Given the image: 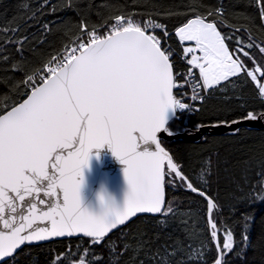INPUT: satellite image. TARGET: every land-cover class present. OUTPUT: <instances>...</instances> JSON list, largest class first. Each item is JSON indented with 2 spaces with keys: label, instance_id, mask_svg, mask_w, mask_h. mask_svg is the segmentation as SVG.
<instances>
[{
  "label": "snow or ice",
  "instance_id": "6c2138e0",
  "mask_svg": "<svg viewBox=\"0 0 264 264\" xmlns=\"http://www.w3.org/2000/svg\"><path fill=\"white\" fill-rule=\"evenodd\" d=\"M257 4L264 21V0ZM188 11L193 18L175 31L184 45L186 73L176 71L175 53L165 46L171 35L166 26L151 14L138 20V12L117 11L100 24L89 26L82 20L60 51L42 61L40 68L25 72L24 79L12 85L25 89L22 102L0 100L4 108L0 114V261L14 257L26 244L82 235L88 238L86 246L75 250L69 246L52 258V264H104L96 249L133 217L150 214L161 224L175 218L178 209L168 200L167 191L176 187H185L206 202L207 234L215 249L211 264H229L232 254L244 257L254 222L245 205L264 202V170L257 173L248 193L238 189L240 195L234 196L237 203L230 214L239 217L237 231L221 222V205L162 146L161 134L173 135L170 122L179 118L178 113L199 110L206 96L223 90V82L231 83L233 77L250 81L264 100V40L257 42L249 34L245 43L240 36L246 31L243 28L223 34L218 26L223 22L222 8L203 13L193 3ZM4 31L15 33L19 28ZM228 41H234V46L230 48ZM245 121H264V111L247 110L221 123L231 126ZM238 132L239 128L233 129ZM105 145L126 166L123 175L129 191L120 208L105 200L101 191L98 200L104 211L95 214L82 207L84 169L90 168L92 150ZM206 174L202 171L199 177L205 183ZM127 251V245L109 249L114 258ZM176 254L175 249L166 253ZM152 259L167 264L159 254Z\"/></svg>",
  "mask_w": 264,
  "mask_h": 264
},
{
  "label": "trees",
  "instance_id": "16d2710c",
  "mask_svg": "<svg viewBox=\"0 0 264 264\" xmlns=\"http://www.w3.org/2000/svg\"><path fill=\"white\" fill-rule=\"evenodd\" d=\"M43 2L0 0V57H8L6 61L0 59V100L7 97L8 102L22 101L25 89L13 88L12 85L23 80L25 72L40 68L42 61L60 51L68 43V38L78 31L82 20L89 26L100 24L102 18L117 11L138 12V20L147 19L151 14L157 23L166 26L171 35L165 46L174 51L176 71L182 73L188 66L181 58L183 46L175 31L187 19L193 18L194 13L188 11L193 3L199 5V11L203 13L223 9V22L218 25L223 34L232 35L235 28H243L246 31L240 36L245 43L249 34L257 42L264 40V21L260 19L261 9L257 0H47L41 7ZM45 25H48L47 29ZM14 28H19V31H4ZM155 31L161 32L160 29ZM6 40L14 43L6 44ZM227 43L231 48L235 42ZM17 47H21L22 52H18ZM223 83V90L217 89L206 96L199 110L179 114L178 119L171 121L172 132L230 121L247 110L264 111V100L258 97L250 81L244 77H233L231 83ZM3 111L0 104V114ZM162 144L183 170L216 198L223 211L219 217L221 222L239 231V217L232 216L230 209L237 203L234 196L240 195L238 189L248 193L256 184L257 173L264 170V127L241 126L235 134L206 133L197 141L162 140ZM205 170L206 183L199 179ZM167 197L175 202L178 209L175 218L169 217L161 224L157 217L139 215L126 226L114 230L103 246L96 249L104 257V264H115L117 259L119 264H139L141 260L144 264H157L152 259L157 254L167 264H179L182 259L185 264H211L215 249L208 239L204 198L185 187L169 189ZM245 210L254 217L249 231L250 240L244 257L232 254L228 257L229 264H264V202L245 205ZM87 243L88 238L72 237L26 244L14 257L1 264H52V258L69 246L75 250ZM123 245L128 247L123 256H110L109 249L119 250ZM169 249L176 250L175 257L166 255Z\"/></svg>",
  "mask_w": 264,
  "mask_h": 264
},
{
  "label": "water",
  "instance_id": "95a60500",
  "mask_svg": "<svg viewBox=\"0 0 264 264\" xmlns=\"http://www.w3.org/2000/svg\"><path fill=\"white\" fill-rule=\"evenodd\" d=\"M199 126H200L199 131H197V127H198L197 126L193 130H183V131L173 132L174 134L171 136L167 135L166 133H163L161 134V140L183 139V140L197 141L200 137H202L206 133L232 134L234 128H240L241 126H245L247 128L264 127V121H245L240 124L231 125V126L223 123H213V124H206ZM97 154H99V159L96 158ZM125 167H126L125 165L121 164L117 160V158L112 155L108 145H105L102 149H93L92 153L90 154V168L84 169L85 179L82 188V207L87 208L89 211L95 214H102L104 209L100 201L98 200V194L101 193V191H103L104 193L105 200L110 199L114 203L115 207L117 208L122 207L125 201L126 194L129 191L127 182L123 175V169ZM139 215H150V214H138L137 216ZM134 218L135 217H133L132 219ZM73 237H83V236L80 235ZM66 238L69 237L53 238L47 241H42L32 244H40L57 239H66ZM8 259L9 258H5L4 260L0 261V264Z\"/></svg>",
  "mask_w": 264,
  "mask_h": 264
},
{
  "label": "rangeland",
  "instance_id": "374dc122",
  "mask_svg": "<svg viewBox=\"0 0 264 264\" xmlns=\"http://www.w3.org/2000/svg\"><path fill=\"white\" fill-rule=\"evenodd\" d=\"M156 30V29H155ZM177 38V37H176ZM178 39V38H177ZM179 41V40H178ZM180 43V42H179ZM189 44H194V42H188ZM181 44V43H180ZM182 46H184V45H182ZM183 54V53H182ZM199 54V53H198ZM187 71V70H186ZM186 73V72H185ZM196 74L198 75L199 73H198V70H196ZM208 165V164H207Z\"/></svg>",
  "mask_w": 264,
  "mask_h": 264
},
{
  "label": "built area",
  "instance_id": "2783aa9c",
  "mask_svg": "<svg viewBox=\"0 0 264 264\" xmlns=\"http://www.w3.org/2000/svg\"><path fill=\"white\" fill-rule=\"evenodd\" d=\"M182 55H183V54H181V58H182ZM182 60H183V59H182ZM184 61H185V60H184ZM185 62H186V61H185ZM189 90H190V89H189ZM190 91H191V90H190ZM190 91H189V94H190ZM178 115H179V113H178Z\"/></svg>",
  "mask_w": 264,
  "mask_h": 264
}]
</instances>
